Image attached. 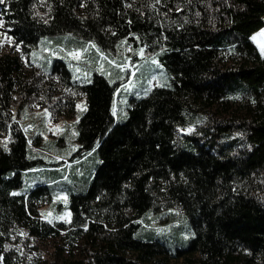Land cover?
<instances>
[{
  "label": "trees",
  "instance_id": "trees-1",
  "mask_svg": "<svg viewBox=\"0 0 264 264\" xmlns=\"http://www.w3.org/2000/svg\"><path fill=\"white\" fill-rule=\"evenodd\" d=\"M262 28L264 0H2L0 31L29 60L48 54L43 40L50 60L53 47L92 42L95 59L129 50L131 65L160 62L169 82L116 115L128 71L111 77L81 62L74 75L61 50L64 60L40 64L85 96L80 154L98 147L100 158L59 212L71 210L70 221L50 223L42 206L62 207L55 186L17 191L57 158L33 153L19 112L55 82L26 78L19 57L0 58V264H264V56L252 39ZM63 166L47 171L61 179ZM164 214L179 224L148 228L149 215Z\"/></svg>",
  "mask_w": 264,
  "mask_h": 264
},
{
  "label": "rangeland",
  "instance_id": "rangeland-1",
  "mask_svg": "<svg viewBox=\"0 0 264 264\" xmlns=\"http://www.w3.org/2000/svg\"><path fill=\"white\" fill-rule=\"evenodd\" d=\"M2 28H6V25H2ZM253 41L258 46L261 51V54L264 56V28L260 31L256 32L252 36ZM43 45L40 49L44 51L46 48V52L48 54L42 53V57L40 60V64H43L50 60L51 54L48 52V41L43 40L41 42ZM92 44V45H91ZM90 46L95 49L93 43L88 42L85 50H72L67 51L64 47H53L51 57V64H54L55 60L60 59L64 60L63 55L59 54L58 51H65L67 54L68 60H73L77 64L74 65L75 71L74 75H81V70H78L81 66V62L83 64H87L90 66L91 72L94 70L108 72L109 76L119 77V72L128 71L127 75H123L119 78V90L121 89L119 95L117 96L116 105H115V114L119 112V109L123 108L125 102L130 103V98L134 95H141V93H147L149 88L153 86L163 85L168 80V73L166 71L165 66L162 63L155 64L151 61V58H147V60L141 59L136 60L134 65H131L130 62V52L127 50L126 52L120 53L119 50L115 49H104L103 51H99V56L95 59L94 56L90 55ZM58 50V51H57ZM74 53H78L79 56H74ZM85 53L89 56L86 59ZM12 55L19 57V60L22 64V70L25 72V77L33 80L35 77L39 76L41 78L40 84L45 82H51L52 80L55 82L53 85L52 92L50 96H46L45 93L39 89V92L31 95V103L27 108H24L19 112L20 115V123L24 127L27 135L30 138V146L34 150L33 153L36 155H40L44 157L45 162H49V159L57 158L56 162H62L64 172L61 173V168L59 172L63 177L61 179L55 178V175L50 170V167H47L53 163H45L46 165L36 170H33L26 174L24 178L23 186L18 194H22L30 191L32 188L38 185H53L55 186V195L56 202H60L62 207L58 208L57 206H50L49 204H45L42 206L43 210V218H45L50 223L56 222H69L71 217V210L68 207V210L59 213L62 208H65L70 203V197L73 193L83 192L86 189V186L83 188H79L80 179L84 177H88V173L91 171L92 178L96 172V167L100 163V158L98 156V147H95L93 150L80 154L81 145L78 142V123L83 115L84 110L86 109V99L82 93H76V90L73 86H66L65 84H61L58 77L52 79L47 73V67L42 66L36 61L37 56L33 55L30 59L26 56L22 55L20 51L14 49L12 39L8 35V33L4 31H0V58L5 55ZM59 55V56H58ZM48 56V57H45ZM34 61V62H33ZM112 67L111 69H106L107 67ZM118 68V69H116ZM116 69V70H115ZM90 73V72H89ZM152 74V77H148L147 74ZM85 73L83 76H86ZM92 73L89 75L87 81H91ZM85 78V79H86ZM78 79V78H77ZM149 87V88H148ZM54 91V92H53ZM123 92H126L129 96L124 97ZM56 93V95H55ZM47 97V98H46ZM62 98V100H60ZM67 100V101H66ZM68 100H72L75 103V110L72 114H70V107ZM19 105L18 100L15 99L14 102V110L17 109ZM70 114V115H69ZM118 118V117H117ZM180 129V128H179ZM183 133H188L189 130H182ZM193 132V131H192ZM7 139V138H5ZM35 142L39 143L36 144ZM48 147L58 150H49ZM57 147V148H56ZM45 155V156H44ZM51 155V156H50ZM74 160L75 162L71 163L70 161ZM57 165V164H54ZM74 166H81L78 168V171L74 168ZM79 188V189H78ZM71 212V214H70ZM175 214H179L178 210L173 211ZM152 214V213H151ZM179 224V219L177 215L171 218L170 215H149L147 226L155 227L158 229H162L169 231ZM171 230V231H172ZM43 250L47 252L50 251V248H47L46 245L42 246ZM40 249L36 248L35 251ZM41 255V254H39Z\"/></svg>",
  "mask_w": 264,
  "mask_h": 264
},
{
  "label": "snow or ice",
  "instance_id": "snow-or-ice-1",
  "mask_svg": "<svg viewBox=\"0 0 264 264\" xmlns=\"http://www.w3.org/2000/svg\"><path fill=\"white\" fill-rule=\"evenodd\" d=\"M0 2H2V0H0ZM73 55H74V56H77V57L79 56L78 53H74Z\"/></svg>",
  "mask_w": 264,
  "mask_h": 264
}]
</instances>
